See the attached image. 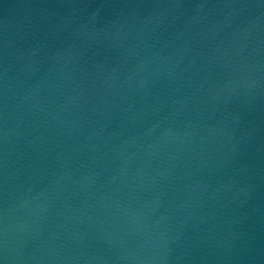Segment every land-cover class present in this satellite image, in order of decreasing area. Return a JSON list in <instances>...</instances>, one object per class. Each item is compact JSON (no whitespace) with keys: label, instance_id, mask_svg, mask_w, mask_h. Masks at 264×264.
<instances>
[{"label":"water","instance_id":"95a60500","mask_svg":"<svg viewBox=\"0 0 264 264\" xmlns=\"http://www.w3.org/2000/svg\"><path fill=\"white\" fill-rule=\"evenodd\" d=\"M0 264H264V0H0Z\"/></svg>","mask_w":264,"mask_h":264}]
</instances>
